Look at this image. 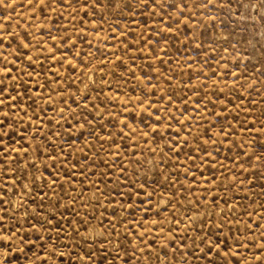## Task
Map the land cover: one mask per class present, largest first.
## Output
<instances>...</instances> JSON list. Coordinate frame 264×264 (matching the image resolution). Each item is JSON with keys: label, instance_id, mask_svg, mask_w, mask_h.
<instances>
[{"label": "rangeland", "instance_id": "1", "mask_svg": "<svg viewBox=\"0 0 264 264\" xmlns=\"http://www.w3.org/2000/svg\"><path fill=\"white\" fill-rule=\"evenodd\" d=\"M0 36V264H264V0H4Z\"/></svg>", "mask_w": 264, "mask_h": 264}, {"label": "snow or ice", "instance_id": "2", "mask_svg": "<svg viewBox=\"0 0 264 264\" xmlns=\"http://www.w3.org/2000/svg\"><path fill=\"white\" fill-rule=\"evenodd\" d=\"M29 2L31 3L32 0H29ZM100 2V0H92V3L94 5H98ZM39 3L41 5H46L47 3V0H39ZM72 3V0H63V4L65 6H67L68 4H71ZM139 3L141 5H143L144 7H148L149 6V0H139ZM151 3L153 5H157V6H163L164 3H165V0H151ZM207 3L208 4H211L212 3V0H207ZM4 4V0H0V5H3ZM50 6V5H48ZM129 7H131V5L129 4L128 5ZM205 7H207V4H205ZM2 41H3V37L0 36V47H2ZM24 47H27V45H24ZM0 56H2V53H0ZM29 60H31V57H29ZM0 63H2V61H0ZM11 72V69L7 68V67H4L2 70H0V75L4 76V77H7V75ZM4 91V80L3 79H0V94H2ZM4 103V101L2 99H0V106H2ZM3 115H7L6 113H4ZM4 121L2 119H0V125H3ZM0 131H2V129H0ZM0 140H2V136H0ZM3 153H0V155H2ZM2 187V186H0ZM3 198L0 197V202H2ZM3 217L0 216V232H3ZM12 235H15V233H12ZM262 236H264V233H261ZM9 239L10 240V237H5V236H0V241H3L4 239ZM215 245H210V248H209V251H211L212 247H214ZM58 250V249H57ZM262 253H264V246H262ZM227 255V253H225ZM53 255L52 252L49 253V256ZM61 256H63V253H61ZM257 260L260 259V255H256L255 257ZM42 261H43V264H46L47 262V257H41ZM79 259L81 261L87 259V260H92V253L91 252H88V253H85L84 256H81L79 257Z\"/></svg>", "mask_w": 264, "mask_h": 264}]
</instances>
